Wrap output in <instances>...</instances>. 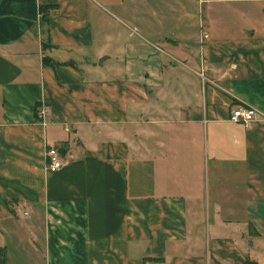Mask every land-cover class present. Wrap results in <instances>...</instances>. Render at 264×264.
Here are the masks:
<instances>
[{
    "label": "crops",
    "instance_id": "0c3cea01",
    "mask_svg": "<svg viewBox=\"0 0 264 264\" xmlns=\"http://www.w3.org/2000/svg\"><path fill=\"white\" fill-rule=\"evenodd\" d=\"M0 247L264 264V0H0Z\"/></svg>",
    "mask_w": 264,
    "mask_h": 264
},
{
    "label": "built area",
    "instance_id": "2783aa9c",
    "mask_svg": "<svg viewBox=\"0 0 264 264\" xmlns=\"http://www.w3.org/2000/svg\"><path fill=\"white\" fill-rule=\"evenodd\" d=\"M260 113L254 107L239 102L231 110L229 121L240 122L245 126L249 122L256 120ZM49 116V110L45 105H39L36 108V117L42 123L45 122L46 118ZM66 130H68L66 128ZM46 167L48 171L54 172L61 169L64 165L63 159L55 146L49 145L45 151ZM149 264H160L158 262H151Z\"/></svg>",
    "mask_w": 264,
    "mask_h": 264
},
{
    "label": "trees",
    "instance_id": "16d2710c",
    "mask_svg": "<svg viewBox=\"0 0 264 264\" xmlns=\"http://www.w3.org/2000/svg\"><path fill=\"white\" fill-rule=\"evenodd\" d=\"M5 248L0 247V264H5ZM243 264H252L249 263L248 261H245Z\"/></svg>",
    "mask_w": 264,
    "mask_h": 264
},
{
    "label": "rangeland",
    "instance_id": "374dc122",
    "mask_svg": "<svg viewBox=\"0 0 264 264\" xmlns=\"http://www.w3.org/2000/svg\"><path fill=\"white\" fill-rule=\"evenodd\" d=\"M58 152H59V151H58ZM59 153H60V152H59ZM16 260H19V258L16 259V257L14 256V258L11 259V264H14V263H12V261H16ZM17 264H20V263H17ZM37 264H40V263H37Z\"/></svg>",
    "mask_w": 264,
    "mask_h": 264
}]
</instances>
